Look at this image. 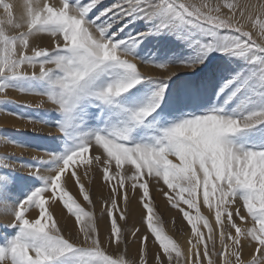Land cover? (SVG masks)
<instances>
[{
    "label": "snow or ice",
    "instance_id": "6c2138e0",
    "mask_svg": "<svg viewBox=\"0 0 264 264\" xmlns=\"http://www.w3.org/2000/svg\"><path fill=\"white\" fill-rule=\"evenodd\" d=\"M98 5L101 0H25L23 23H17L14 4L0 0L4 14L0 19V92L12 87L45 96L54 106L52 110L61 114L56 122L59 133L72 122L73 112L82 100L96 106L102 124L81 133L76 147L64 155L49 154L48 160L60 162L44 175L42 187L14 204L10 227L18 231L0 244V264H52L66 255L75 256L77 264H129L127 256L132 243L137 245L139 264H205V261L207 264H264V148H247L229 138L230 134L264 124V43H257L253 31H245L237 21L239 15L264 38V15L251 12L245 15L247 6L229 0L215 5L206 2L197 5L188 0H116L107 8H98ZM124 17L155 21L147 33H137V37L175 31L187 42L190 54L170 63L141 60L128 46L129 40L139 42L136 37L117 38V33L126 26L120 24ZM5 25L15 29L26 27V30L10 35ZM114 25L120 26L109 33ZM177 25L191 27L181 32L176 31ZM34 34H46L51 43L47 47L39 46L43 36ZM205 36L211 39L206 40ZM32 40L37 46H33ZM212 51L245 59V66L221 83L216 96L224 93L227 97L224 103H227L239 94L245 104L256 102L258 106L233 116L224 113L213 101L212 107L204 109L206 114L182 113L185 118L164 128L150 142H146V136L140 140L133 138L134 129L143 125L147 131L151 127L156 117L147 118L156 105L141 104V97L136 93L130 92L127 97L123 94L141 80H154L163 85L176 72L198 67ZM145 63L167 74L145 75L138 67ZM37 64L38 73L29 74L24 67L35 68ZM170 68L173 70L169 71ZM21 79L43 80L48 90L26 89L13 83ZM162 93L163 87L152 95L160 97ZM186 96L195 100L198 93L190 89ZM4 103L11 101L0 100V104ZM169 103L165 96L164 105ZM259 139L264 141V130H260ZM92 152L96 154L91 155ZM8 159L11 157H0V206L4 205L5 194L14 183L10 174L3 171L14 168L5 163ZM101 168L109 195L101 196L105 206L95 218L70 195L68 185L78 186L83 199L91 203L81 183V173L90 175ZM153 180L157 184L162 181L167 190L161 188L160 194L191 225L193 236L188 241L186 257L176 241L153 220L156 215L150 191ZM129 188L131 197L127 195ZM201 195L202 205L214 213L215 224L220 229L219 248L209 219L201 215ZM237 198L242 201L246 215L241 214ZM58 203L75 217L74 226H79L75 238L65 237L49 211L50 206ZM134 204L139 208L138 219ZM30 210L36 212L35 218H28ZM190 210H195V215ZM236 218L245 224L250 218L251 227L239 226ZM100 221L104 222L107 233L106 244L99 235ZM201 221L207 236L198 227ZM136 223L146 225L143 235ZM225 229H234V234ZM149 238L158 245L150 256Z\"/></svg>",
    "mask_w": 264,
    "mask_h": 264
},
{
    "label": "rangeland",
    "instance_id": "374dc122",
    "mask_svg": "<svg viewBox=\"0 0 264 264\" xmlns=\"http://www.w3.org/2000/svg\"><path fill=\"white\" fill-rule=\"evenodd\" d=\"M11 2V1H10ZM84 2V0H81ZM116 0H101V5L97 7H105L114 4ZM190 3H195L199 5L202 2L211 3L215 5L218 0H188ZM95 11V9H94ZM251 13L255 14V12L251 11ZM15 18L16 13L14 12ZM111 15V13L109 14ZM264 15V14H263ZM4 18L3 10L0 9V19ZM106 19L105 17H101V20ZM237 21L239 23H246V20L240 19L239 15H237ZM155 23L146 22L143 19L132 18V17H124L121 19L120 24L126 25L123 28V31L117 33V38L124 40L125 38L136 37L137 33H147L148 29L151 27V24ZM120 25H114L113 29L109 30V33L115 30L116 27ZM6 30H8L9 34H17L21 30L11 31V27L5 25ZM189 25H177L176 31L183 32L185 29L190 28ZM15 29V28H14ZM245 31H249V29H245ZM25 31V30H22ZM163 32H168V35H164ZM257 34L259 35V30H257ZM43 36V40L40 42L39 46L47 47L50 43L46 39L45 34H38ZM260 37V36H259ZM164 40L162 46L164 47H175V50L169 51L168 55L165 58L158 57L157 54H154V46L159 40ZM204 39H211L210 37L205 36ZM254 39V37H253ZM259 39V38H258ZM139 42H135L132 40L128 41V46L133 51L134 55H136L141 60L152 61L155 63H170L180 59H183L185 56L189 55L191 49L186 46V41H182L176 34L175 31H161L159 33H149L142 38L137 39ZM257 43H264V38L260 37L259 40H256ZM153 42H155L153 44ZM152 45V47L148 51L144 46ZM33 46H37V43H32ZM183 48V49H182ZM181 49V50H180ZM173 51L175 53H173ZM172 52V53H171ZM28 54H31L30 52ZM132 59V57H128ZM133 62H136L135 60ZM221 64V65H220ZM245 66V59L242 56L231 55L229 53L212 51L208 53L207 57L204 61L199 64L193 70L190 71H179L172 75L167 81L161 85L159 82L154 80H141L139 83L133 86L132 89H129L128 92L123 95L127 97L129 93H136V95L141 97L140 103H154L156 107L153 112L147 118L148 120H152L153 117H156L153 120L152 125L147 131H145L144 126L141 125L139 128L134 129L132 132V137L136 140H140L141 137H147L146 142H150L151 137L156 136L157 134H162V130L164 128L170 127L175 123L180 122L181 119L185 118L181 114L182 113H195L196 115L206 114L204 109L210 108L213 106V101L216 102L217 107H221L223 112L226 114H231L233 116L241 114L243 111L248 110L249 108L256 107L258 104L256 102L245 104L243 97L233 96L231 99L227 100V103H224V100L227 99L224 93L221 94L220 97L216 96V91L219 89L221 83L224 80L230 79L231 74L239 71L241 68ZM140 71H142L145 75H153V76H162L167 73L161 69L154 68L150 63H145L142 65H138ZM219 70L221 77H213L211 81L210 78L214 75V70ZM221 69V70H220ZM173 70L172 68L169 71ZM37 73L39 70H35ZM31 74V71H27ZM208 77L209 81V92L206 95L204 91L205 78ZM199 79H203L202 86L200 87L201 96L205 100V102L201 103L198 99V96L195 100L186 96V89L189 84L192 82H196ZM206 80V81H207ZM43 80H29V79H21L17 81H13V83L18 87H23L26 89H35L38 91L48 90V85L46 89L43 88ZM163 87V93L160 97H155L152 95L154 91L159 90ZM178 87L180 90L184 91L185 94L181 101L176 99L175 90ZM139 90V92H137ZM19 89L6 87L4 91L0 92V100L11 101V103L0 104V157L10 156L11 159L5 160V163L12 165L14 168L11 169H3L4 172L10 174V177L14 181L12 185V189L15 187V181H21L24 186L26 185V189L23 193H20L15 199L13 198L7 205L8 213L0 216V244H3L6 239H9L17 234L18 229L16 227H10L13 223V217L10 215L14 204L18 203L21 200H24L26 196H28L32 191L36 188L42 187L44 183V175H48L49 171L46 170L44 174V170L46 169V159L44 155L40 152L41 149L35 148L33 140L36 135L45 134L50 140H56L58 142V157L64 155L69 149H74L76 147V143L78 137L81 133L89 132L90 130L102 127L101 121L99 120V111L97 110L95 105L89 104L87 100H82L80 104L77 105V108L73 112V120L69 123L65 131L63 133H59L56 122L61 119V114L56 112L53 109V105L51 102L46 100V97L37 93V92H23L26 94V97L23 99L18 98V94L13 96V93H19ZM228 90L225 89V92ZM198 93V92H197ZM168 96L170 103L165 106L164 105V97ZM208 101V102H207ZM163 108V111L161 109ZM14 113H19L20 115H15ZM4 114L8 116L4 118ZM9 118V119H8ZM191 118V117H187ZM81 119L83 122H81ZM45 121V122H43ZM85 127V128H84ZM260 130H264V124L257 125L254 128L245 129L243 131L230 134L229 138L235 144L242 145L247 148H264V141L259 139ZM15 140L17 143H13ZM59 140V141H58ZM95 152H92L91 155H95ZM34 158H38L37 161L33 160ZM86 159L88 157H85ZM60 161L55 160V166ZM39 171L40 175H33L31 172ZM102 168L99 170H95L90 175H85L82 171L81 173V183L84 185L85 190L88 192L91 203L85 201L83 199V195L79 192V187L76 186L74 189H69L70 195L76 200L79 204L81 203V207L88 212H92L95 218H98L101 214V209L105 206L104 200L101 199V196L107 197L109 192H106L104 188V181L102 179ZM161 188L167 190L166 186L163 185L162 181L160 184H157L155 180L151 182L150 191L152 198L154 200L155 205V215L153 220L156 226L160 227L165 234L170 236L176 243L180 245V242L174 237L176 234L184 235V231L179 232L176 227V216L167 217L165 209L161 207V201L159 200L161 194ZM59 193H57L58 195ZM139 192L135 195L138 198ZM129 197L133 195L131 188L127 193ZM200 212L202 216H205L209 219L210 224L212 225L214 232L218 233L220 229L215 226V221L211 222V215L214 216V213H209V210L206 212L205 206L202 205V200L200 198ZM237 206L241 208V214L246 215V211L242 209V201H239L237 198ZM60 210L65 212L68 216L67 222L64 224L61 223V219H55L58 222V225L63 230V234L66 238L72 237L75 238L76 230L78 229V225L74 226L75 217L71 216L67 212L66 209L62 208V204L58 203ZM3 205V206H4ZM170 207L175 214L181 217L183 215L178 209L172 208L169 203L166 204ZM2 207V206H0ZM120 207L123 208V202L121 200ZM182 207L187 210V206L182 205ZM235 210V209H233ZM38 212V210H36ZM177 212V213H176ZM190 214L195 215V210H190ZM28 218H35L36 212H32L31 210L27 214ZM118 215V214H117ZM236 223L241 227H251V220L248 218L249 225L240 221L236 218ZM174 226V229H173ZM199 229L205 233L207 236V232L202 225H198ZM138 228V227H137ZM173 232H171L172 230ZM191 229V225L187 230ZM232 231L234 234V229H225V231ZM177 231V232H176ZM172 234V235H171ZM5 235V236H4ZM99 235L100 238L105 242H107V233L104 230V222H99ZM128 240H132V236L128 234ZM153 244V240L151 238L148 239L147 245ZM211 248V244H209ZM216 247L219 248V239L217 240ZM124 246H121V251H123ZM137 245L135 243L130 244L129 254L127 259L129 264H132L133 258H135V264H139V259L134 255V251L136 250ZM181 252L182 248L180 247ZM119 254V253H117ZM184 255V253H183ZM247 255V253H245ZM185 256V255H184ZM250 258V257H249ZM215 259V258H214ZM207 263V262H206ZM52 264H77V258L75 256L66 255L60 257L59 259L52 262Z\"/></svg>",
    "mask_w": 264,
    "mask_h": 264
},
{
    "label": "bare ground",
    "instance_id": "6f19581e",
    "mask_svg": "<svg viewBox=\"0 0 264 264\" xmlns=\"http://www.w3.org/2000/svg\"><path fill=\"white\" fill-rule=\"evenodd\" d=\"M10 1L15 6L14 7V12L17 14L16 15L17 23H23L21 17H22V6H23L25 0H9V2ZM218 1L222 2V0H218ZM229 2L236 3L237 5L242 6V7L243 6H247V11H246L245 15H247V13L251 12V11L255 12L256 15H263L264 14V0H229ZM239 24L243 25L244 28L247 29V30L248 29L252 30L253 31V37H254L255 40H259L260 39L259 35L257 34V30L258 29L253 30V29H251L250 25H247L244 22L243 23H239ZM16 30H21V31L22 30H26V27L20 28V29H14V28L11 29V31H16ZM163 34L164 35H166V34L168 35V32H163ZM34 35H38V34H34ZM46 39L49 41V43H51V38L48 37L47 35H46ZM136 39H137V36H136ZM30 40H31V38H30ZM163 41L160 39L156 43V46H154V48H153L154 54L156 53L158 57L160 56V58H163V57L165 58V56L168 55L169 51L175 50V47H168V46L164 47V46H162ZM31 42L35 43L36 41L32 40ZM154 43L155 42H153V44ZM144 46H147V47H145L146 50H144V51H148L152 47V45H147V43ZM173 53H175V52L173 51ZM24 67L26 68V71H31L32 72V71H35V70H39L38 64L35 66V68H33L31 65H25ZM214 73L215 74L212 75V77L210 78L211 81H213L212 80L213 77H219V78L221 77V74H220L219 70L215 69ZM207 79H208V77L205 78V85H204V89H205L204 91L206 92V95L209 92V81ZM202 83H203V79H199L196 82H193V80H192V82L189 84L188 88L186 89V92H188V90H190V89L196 90V92H198V94H199V96H198L199 101L201 103L202 102L204 103L205 100L202 98L201 91H200V87L202 86ZM42 86H43V88L45 90L46 86H47V83L43 82ZM15 94H18V98H20V99H23L24 97H26V94L21 92V91H19V93L14 92L13 96ZM182 94H185L184 91H182L178 87H176L175 95H176V99L178 101H181V98L184 96ZM46 100H47V98H46ZM3 117L7 118L8 116H6L4 114ZM33 143L35 145V148L41 149L40 151H42V152H40V153H42L44 155L45 159H46V165L47 166H46V169L44 170V174H45V172H47L46 170L49 171V170H51L52 168L55 167V160H48V159H49V154H55L58 157V142H56V140L55 141L54 140H50L45 134H39V135L35 136V139L33 140ZM113 170H114V165H113ZM15 182H16L15 183V187L13 189L10 188V190L5 194V197H6V200H5V203H4L5 205H7V202H9V204H10V200H12L13 198L15 199L20 193H23V191L27 187L26 185L24 186V184H22L21 181H15ZM113 183H115V182H113ZM68 187H69V189H74L76 186H74L73 184L70 183L68 185ZM104 189H105L106 192H108L107 188H104ZM138 197H139V194H138ZM158 197H160L159 198V200L161 201L160 205H161V207L163 209H165L164 212H166L167 217L176 216V224L175 225L177 227V230H179V232L185 230L183 232L184 235L175 233L174 237L180 242V245H181L180 247L182 248V251H183V253H184L185 257H186L188 255V247H189L188 241L190 239H192V236H193L192 230L191 229L187 230L189 228L190 224H188L187 220H185L183 218V215H181V217L179 215L177 216L175 214V212L170 207H168L166 205V204H168V201H167V199L165 197H163L162 195H160ZM121 200L123 202V199H121ZM201 200H202V195H201ZM79 204H81V203L79 202ZM5 205L0 207V216L1 215H5L9 211L8 208ZM133 208H134V215L138 219L139 208L135 204L133 205ZM204 210L206 212L208 211L206 206H205ZM49 211L52 213L54 219L60 218L61 219V223H63V224L65 222H67L68 216H67V214L65 212H62L60 210L59 204H55V205L50 206L49 207ZM213 221H215V217H213V215H211V222H213ZM131 223H132V217H130V219H129V224H131ZM199 225H202V227L205 228L203 226V221H201L199 223ZM247 225H249V224H247ZM215 226H216V224H215ZM136 227L141 229V235H143L144 231H145V228H146V225L141 224V223H136ZM173 229H174V226H173ZM170 230H172V229H170ZM205 231L207 232L206 228H205ZM171 232H173V230ZM214 234H215V236H216V238L218 240L219 239L218 238V233L214 232ZM207 235H208V232H207ZM156 248H158V245L148 244L149 256H150V254L152 252L156 251ZM134 255L139 259V256L136 253V250L134 251ZM205 264H207L206 261H205Z\"/></svg>",
    "mask_w": 264,
    "mask_h": 264
}]
</instances>
